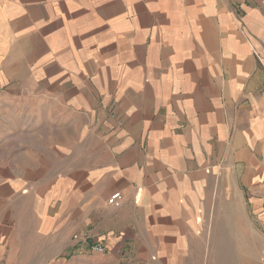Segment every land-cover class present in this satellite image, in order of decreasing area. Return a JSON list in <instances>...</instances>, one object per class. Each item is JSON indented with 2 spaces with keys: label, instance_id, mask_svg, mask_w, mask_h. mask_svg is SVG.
Listing matches in <instances>:
<instances>
[{
  "label": "crops",
  "instance_id": "obj_1",
  "mask_svg": "<svg viewBox=\"0 0 264 264\" xmlns=\"http://www.w3.org/2000/svg\"><path fill=\"white\" fill-rule=\"evenodd\" d=\"M0 96V264L254 261L264 0H0Z\"/></svg>",
  "mask_w": 264,
  "mask_h": 264
},
{
  "label": "rangeland",
  "instance_id": "obj_2",
  "mask_svg": "<svg viewBox=\"0 0 264 264\" xmlns=\"http://www.w3.org/2000/svg\"><path fill=\"white\" fill-rule=\"evenodd\" d=\"M8 97L0 96V156H7L9 155L7 152V146L14 145L10 142V139H3V136H7L10 134H16L18 133L19 129L13 130L10 126H4L2 119L8 120V122H11V115L12 112L9 111H2L1 104L3 101H7ZM9 104V103H8ZM47 133V130L43 131V128H24L22 134L24 136L26 135H34V134H43ZM50 134L52 135V138L55 137H62L63 140L69 135H73L72 129L68 127H58L53 126L50 128ZM64 145H69L68 143H63ZM34 148H39L40 150L43 149L46 144H42L41 142H35L31 144ZM62 145V144H59ZM90 147V143H83V159L82 161L84 163L92 161V158L90 157V153L86 151ZM260 163L262 164V167L264 169V158L260 159ZM255 182H258V190L256 191V194L260 197V204L257 208L252 207L251 204L248 202V198L245 197V201L243 202L242 206V212H243V225L244 227H249L250 231L256 238L254 240L253 246L256 245V252L254 253V261L249 262V257L247 253V245L244 244V253H243V261L242 264H264V174L260 176V178H256ZM245 193V192H244ZM252 242V240H251ZM18 258H21V256H17ZM88 263L91 264L93 258L92 255L89 254L87 256ZM66 259V260H65ZM77 261L76 257L74 255H69L65 257H58L55 260L51 261L50 264H75ZM93 262H99V261H93Z\"/></svg>",
  "mask_w": 264,
  "mask_h": 264
},
{
  "label": "built area",
  "instance_id": "obj_3",
  "mask_svg": "<svg viewBox=\"0 0 264 264\" xmlns=\"http://www.w3.org/2000/svg\"><path fill=\"white\" fill-rule=\"evenodd\" d=\"M257 57V56H256ZM122 195L120 192H114L113 194H111L106 203L108 206L112 207V208H119L121 206L122 203ZM90 252L92 253H97V254H102L104 253V247L99 245V244H93L89 247Z\"/></svg>",
  "mask_w": 264,
  "mask_h": 264
}]
</instances>
